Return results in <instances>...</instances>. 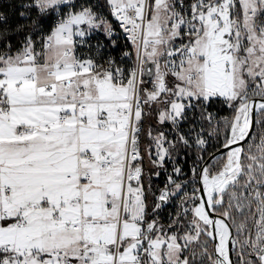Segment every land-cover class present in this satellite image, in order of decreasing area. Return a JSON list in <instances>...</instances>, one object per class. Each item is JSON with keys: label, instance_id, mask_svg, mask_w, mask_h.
I'll list each match as a JSON object with an SVG mask.
<instances>
[{"label": "snow or ice", "instance_id": "1", "mask_svg": "<svg viewBox=\"0 0 264 264\" xmlns=\"http://www.w3.org/2000/svg\"><path fill=\"white\" fill-rule=\"evenodd\" d=\"M18 7L38 19L13 45L0 13V264H264V0ZM112 19L131 45L128 66L77 54L95 30L111 38ZM217 99L231 115L208 133L209 152L196 110L211 125ZM151 113L176 135L147 130L152 168L194 142L191 191L180 167L146 185Z\"/></svg>", "mask_w": 264, "mask_h": 264}, {"label": "trees", "instance_id": "2", "mask_svg": "<svg viewBox=\"0 0 264 264\" xmlns=\"http://www.w3.org/2000/svg\"><path fill=\"white\" fill-rule=\"evenodd\" d=\"M93 3H95V0H92ZM21 3H27V0H0V13L6 15L8 17V25L11 26V31H9V35H11L12 38V44L15 45L18 42H22L24 39V35L28 34L27 29L33 27V22L38 19L37 14L35 11H33L30 15V19H22L20 18L19 12V5ZM52 23V20H46L42 24L38 26L39 29L47 30ZM7 27V26H6ZM16 27H20L23 29V31L20 34H16ZM41 32L40 30H37L35 33L34 38L37 36V34ZM121 47L119 44L115 48H104L102 51L98 50L97 48L94 49V54H98L100 56L102 55H108V54H114L115 59H118V55L120 53ZM210 109H213L216 112L215 119L212 121V124L210 125L207 121H201L205 129L209 132H211L212 128L216 125V122L218 120H221L224 117H228L231 115V110L227 108V106L221 104V102L217 99L214 100L210 106H208L207 111ZM146 113L148 112L147 109H145ZM191 113V112H190ZM199 117V110H196V116ZM156 115L155 113L147 114L144 118V123L142 124V132H141V149L144 153V181L147 184H150L153 189H158L163 186V184L166 181V172L170 169L171 165L181 166L182 170H185L187 175L192 178V173L190 171L193 161L196 159L197 155V148L196 146L191 144V147H185L184 145L178 146L176 149L173 150V157L172 159L168 160L163 168H160L159 175L157 176L156 173L153 171V169L149 166L147 163L146 158V151L148 148V145L150 143L146 133L149 128L152 129L153 135H155L159 131V127L155 124ZM161 125V124H160ZM161 127L167 129V136H169L170 140H175L176 135L172 130V126L168 123H165L161 125ZM209 148L208 151H213V148L211 145H214L217 143V138L215 135L209 137ZM177 210V209H176ZM176 210L173 211V215H175ZM166 211V208H162L159 210V215L162 220V222H167L166 216H164V213Z\"/></svg>", "mask_w": 264, "mask_h": 264}, {"label": "built area", "instance_id": "3", "mask_svg": "<svg viewBox=\"0 0 264 264\" xmlns=\"http://www.w3.org/2000/svg\"><path fill=\"white\" fill-rule=\"evenodd\" d=\"M74 2L78 3L79 0H74ZM54 19L55 17L53 18L52 23L54 22ZM111 22L113 23V26H114V34L111 38L104 35L103 30H95L89 35V37L86 38L83 46H78L77 54L85 58L91 56L95 58L98 62L102 63L106 61L109 57H112L113 59H115V55L105 54V55L100 56L98 54H94V49L97 48L98 50L102 51L104 48L106 49L115 48L117 44H119L121 49L118 55V59H115V60L117 61L118 64H121V66H128L131 64L132 60L126 59L123 56V53L126 51H130L131 45L127 41L122 30L120 29L118 22H116L114 19H112ZM41 34L42 33L39 32L34 39L38 40ZM113 41H115L114 44H113ZM37 47H39V44L37 45ZM132 59H134V57Z\"/></svg>", "mask_w": 264, "mask_h": 264}, {"label": "rangeland", "instance_id": "4", "mask_svg": "<svg viewBox=\"0 0 264 264\" xmlns=\"http://www.w3.org/2000/svg\"><path fill=\"white\" fill-rule=\"evenodd\" d=\"M102 30V29H101ZM208 112H211L212 113V115H213V117H214V119H215V116H216V112L213 110V109H210ZM192 115V113H189V116H191ZM197 117V123L194 125V127H196V129H197V131H199L200 130V128H203L204 129V135H205V138H208V131L205 129V127L203 126V124L201 123V121L199 120V117H198V115L196 116ZM155 124H156V126L157 127H159L158 129H159V131H163V132H165L166 134H167V129H165V128H163V127H161V125L157 122V119L155 120ZM191 126H193V125H190L189 123H183L182 125H181V131L182 132H184V133H188V131H189V127H191ZM158 131V132H159ZM192 136H194V133H192L191 134ZM168 139H169V136H168ZM170 140V139H169ZM190 144H192V145H194L195 146V144H194V142L190 139ZM153 148H154V146H153ZM146 158H147V151H146ZM147 163L149 164V166L152 168V166L150 165V163H149V161H148V158H147ZM173 167H180V168H182L180 165L179 166H176V165H171V167H170V169L169 170H167V174H166V180H167V176H168V174H170V173H172V169H173ZM153 169V171L156 173V172H158L159 170H160V168H152ZM174 175V178H175V174H173ZM179 180H181V181H184V182H187V187H186V191H191V189L193 188V184L190 182L191 181V179L192 178H190L188 175H187V173H186V171L185 170H182V173L180 174V176H179V178H178ZM166 182V181H165ZM179 200V197H177L176 198V200H173V201H170L166 206H164V207H162V208H166V211H165V213H164V216H166V219L168 220V218H169V216L170 215H173V211H175L176 210V207H175V204H176V202ZM161 208V209H162Z\"/></svg>", "mask_w": 264, "mask_h": 264}]
</instances>
